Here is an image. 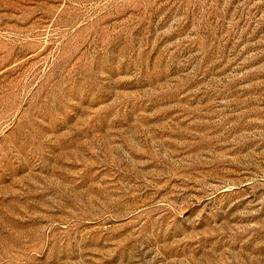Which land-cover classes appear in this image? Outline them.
<instances>
[{
    "label": "rangeland",
    "instance_id": "374dc122",
    "mask_svg": "<svg viewBox=\"0 0 264 264\" xmlns=\"http://www.w3.org/2000/svg\"><path fill=\"white\" fill-rule=\"evenodd\" d=\"M0 264H264V0H0Z\"/></svg>",
    "mask_w": 264,
    "mask_h": 264
}]
</instances>
